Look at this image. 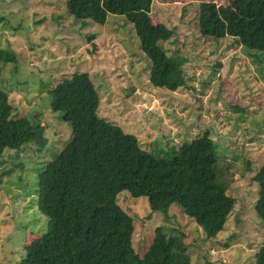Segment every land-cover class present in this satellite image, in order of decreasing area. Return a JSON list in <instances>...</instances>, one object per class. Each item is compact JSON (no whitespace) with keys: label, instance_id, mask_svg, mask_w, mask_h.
Here are the masks:
<instances>
[{"label":"rangeland","instance_id":"374dc122","mask_svg":"<svg viewBox=\"0 0 264 264\" xmlns=\"http://www.w3.org/2000/svg\"><path fill=\"white\" fill-rule=\"evenodd\" d=\"M201 1L209 0L152 1L150 21L173 30L162 47L186 59V84L169 91L150 84L149 59L124 16L82 22L67 12L66 0H0V49L12 57L0 59V89L14 113L41 125L46 137L41 147L30 143L0 155V264H17L24 246L47 229L36 203L37 173L70 135L48 90L74 72L92 79L97 115L135 135L142 149L163 157L169 147L204 133L219 145L217 171L235 198L223 229L205 238L177 203L152 212L146 196L122 191L117 201L132 217L134 252L142 257L160 228L188 245L191 264H255L264 244V221L254 208L258 185L251 178L264 159V54L230 36L203 37Z\"/></svg>","mask_w":264,"mask_h":264},{"label":"trees","instance_id":"16d2710c","mask_svg":"<svg viewBox=\"0 0 264 264\" xmlns=\"http://www.w3.org/2000/svg\"><path fill=\"white\" fill-rule=\"evenodd\" d=\"M152 1L66 0L65 5L82 22L104 24L108 14L124 16L149 59L150 84L176 91L186 84V59L169 55L162 47L173 30L150 21ZM198 7L203 37L230 36L246 49L264 54V0L228 4L209 0ZM2 58L12 57L0 49ZM48 93L51 108L69 124L70 135L37 173L36 203L47 218V229L24 246L17 264H191L188 245L160 228L139 257L132 246V217L117 196L122 191L146 196L152 212H165L177 203L205 238H213L235 203L217 171L219 145L204 133L178 148L169 147L163 157L142 149L135 135L97 115L99 96L87 72L72 73ZM45 142L43 127L15 114L8 94L0 89V155L5 149L19 151ZM251 178L258 185L255 212L264 221V159ZM2 182L0 172V186ZM255 264H264V244L255 253Z\"/></svg>","mask_w":264,"mask_h":264}]
</instances>
